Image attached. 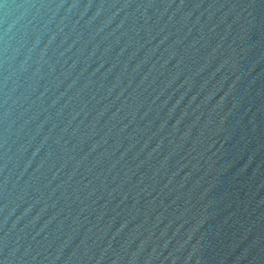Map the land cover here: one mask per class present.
Segmentation results:
<instances>
[{"label": "water", "instance_id": "1", "mask_svg": "<svg viewBox=\"0 0 264 264\" xmlns=\"http://www.w3.org/2000/svg\"><path fill=\"white\" fill-rule=\"evenodd\" d=\"M0 264H264V0H0Z\"/></svg>", "mask_w": 264, "mask_h": 264}]
</instances>
